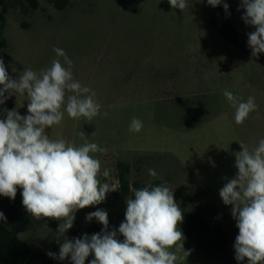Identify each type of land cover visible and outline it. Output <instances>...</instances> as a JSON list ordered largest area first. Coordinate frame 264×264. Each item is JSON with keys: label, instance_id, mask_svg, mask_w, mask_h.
Masks as SVG:
<instances>
[{"label": "rangeland", "instance_id": "obj_1", "mask_svg": "<svg viewBox=\"0 0 264 264\" xmlns=\"http://www.w3.org/2000/svg\"><path fill=\"white\" fill-rule=\"evenodd\" d=\"M37 1L36 10L23 0H5L6 13L0 5L4 17L0 58L9 66V75L18 79L25 69L39 73L50 67L58 58L54 47L66 52L74 62V78L95 91L101 115L91 121L74 120L65 112L62 123L46 133L52 140L62 138L76 147L89 142L106 148V153L91 155L101 163V181L105 182L103 171L107 169L106 182L117 188L106 195L105 202L78 210L75 226L64 236L81 238L92 222L102 229L95 219L86 220L88 213L98 209L108 213L109 231H118L125 219L126 200L131 198L120 191L119 165H124L131 189L133 183L143 188L166 182L183 215L200 205L207 220L223 228L221 252L185 238L184 249L190 255L177 264H248L247 258L235 259L239 230L231 215L232 205H225L219 195L238 172L235 154L242 151L240 143L251 150L264 139V53L251 55L248 33L255 28L243 21L240 0L224 2L246 40L245 52L210 25L217 13L207 0H188L183 11L173 9L168 0H65L62 9L48 0ZM225 90L243 101L255 98L257 110L241 125L235 123V108L224 97ZM27 104L26 96L13 95L0 105V116L6 117L3 109L14 108L26 116ZM133 118L142 121L139 132L129 130ZM150 168L156 177L148 174ZM21 192L18 188L15 200L0 196V211L7 218L4 224L13 226L20 214L32 217L22 205ZM32 222L31 230H20L17 235L58 257L64 239L58 228L34 218ZM118 238L124 239L120 234ZM93 258L90 255L85 264ZM55 260L72 264L70 257Z\"/></svg>", "mask_w": 264, "mask_h": 264}, {"label": "clouds", "instance_id": "obj_2", "mask_svg": "<svg viewBox=\"0 0 264 264\" xmlns=\"http://www.w3.org/2000/svg\"><path fill=\"white\" fill-rule=\"evenodd\" d=\"M168 2L173 9L183 11L188 7V0ZM207 3L212 7L222 4L225 12L229 8L224 0ZM240 7L244 9L245 24L255 28L248 33V46L256 57L264 53V0H240ZM53 51L58 58L50 67L39 73L25 69L18 79L9 75L0 58V105L17 94L28 101L26 116L16 108L3 109L6 117L0 119V196L15 200L18 188L22 189V205L34 219L61 221L57 231L64 239L58 257L51 251L47 253L51 258L70 257L72 264H85L90 255L94 256L90 264H177L184 260L190 252L184 249L185 237L179 227L183 211L166 182L133 189L134 198L126 200L125 219L118 231H109L108 213L98 209L88 213L86 220L95 219L103 225L101 232L73 239L64 236L73 227L78 210L105 202L106 195L117 188L106 182L107 169L103 171L105 182L101 181V163L91 155L106 153V148L89 142L76 147L62 138L52 140L46 133V129L62 123L65 112L74 120L91 121L101 115L95 91L74 78V62L63 49L54 47ZM223 95L235 108L238 125L258 108L252 96L243 101L228 90ZM142 127V121L133 118L129 130L139 132ZM80 135L85 136L84 132ZM240 145L242 151L235 154L238 172L219 195L225 205H232L231 215L239 230L235 259L264 264V139L251 150ZM148 174L157 176L151 168ZM6 220L0 211V222ZM118 234L123 236L122 241Z\"/></svg>", "mask_w": 264, "mask_h": 264}, {"label": "trees", "instance_id": "obj_3", "mask_svg": "<svg viewBox=\"0 0 264 264\" xmlns=\"http://www.w3.org/2000/svg\"><path fill=\"white\" fill-rule=\"evenodd\" d=\"M28 4L30 9L36 10L39 7L37 0H23ZM49 3L53 4L56 8L62 9L66 5L65 0H48ZM0 5H2V12L6 13L5 9V0H0ZM215 11L217 13V20H210V25L216 29L218 34L224 38L229 44L238 49L241 52L247 50L246 40L241 36L236 27L234 26L230 15L225 12L222 5L216 6ZM0 21L4 23L3 15H0ZM3 25V24H2ZM2 25L0 30H2ZM1 47L4 46V42L0 43ZM6 70L9 73V66L6 61H4ZM5 118L4 115L0 116V119ZM122 169L119 175V185L120 191L124 195H129L131 198H134L133 189H140L138 183H133V189H131L130 184L126 178L128 173V167L124 165H119ZM163 181H156L153 183V186L163 184ZM168 186V185H167ZM183 222L179 225L180 230L183 232L184 237L190 241L197 242L202 244L205 248L211 249L215 253L221 252L225 247V232L220 226L219 222L215 220H207L205 217L204 211L200 205L193 208L189 213H185ZM40 221L49 228H58L61 221L50 219V218H41ZM73 226L74 223H73ZM33 227V222L27 214H20L17 216L11 231L16 233L20 230L29 231ZM101 227L98 223L92 222L88 227V235L91 236L94 233L101 232Z\"/></svg>", "mask_w": 264, "mask_h": 264}, {"label": "crops", "instance_id": "obj_4", "mask_svg": "<svg viewBox=\"0 0 264 264\" xmlns=\"http://www.w3.org/2000/svg\"><path fill=\"white\" fill-rule=\"evenodd\" d=\"M9 225L0 222V264H58L45 250L33 247L29 239L13 233Z\"/></svg>", "mask_w": 264, "mask_h": 264}]
</instances>
